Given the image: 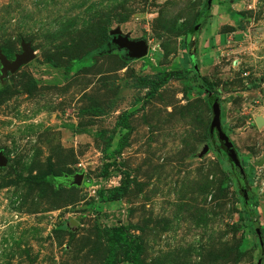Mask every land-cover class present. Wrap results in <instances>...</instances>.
I'll return each instance as SVG.
<instances>
[{
  "label": "rangeland",
  "instance_id": "rangeland-1",
  "mask_svg": "<svg viewBox=\"0 0 264 264\" xmlns=\"http://www.w3.org/2000/svg\"><path fill=\"white\" fill-rule=\"evenodd\" d=\"M207 1L0 0V57L34 51L5 75L0 59V264H258L264 246L210 126L216 101L254 169L264 242V0H213L191 35ZM115 32L148 55L113 47ZM191 56L211 95L188 73L150 96Z\"/></svg>",
  "mask_w": 264,
  "mask_h": 264
},
{
  "label": "water",
  "instance_id": "water-1",
  "mask_svg": "<svg viewBox=\"0 0 264 264\" xmlns=\"http://www.w3.org/2000/svg\"><path fill=\"white\" fill-rule=\"evenodd\" d=\"M209 7L211 8L213 5V0H208ZM111 43L117 46L120 50H126L128 57L132 59H142L145 58L149 53V45L148 43L143 40H133L130 39L128 35H122L120 32H115L112 36ZM4 69L3 74H7L10 72L17 71L20 67L24 64L30 62L34 59V51L30 47V45H24V53L18 55L16 60L10 62L5 57H0ZM199 71V68H196ZM211 95V93L209 94ZM212 111H213V120L210 126L211 133L214 134L215 130L218 132V140L223 143L225 147L226 154L230 160V162L239 170V174L245 179L246 172L242 164V160L240 159L237 151L234 149V145L230 142L227 135L223 132L221 127V117H222V107L219 102L214 101L212 104ZM209 149V145L207 144L202 152L205 153ZM8 158L4 154L3 151H0V167H6L8 165ZM244 192V199L248 202V191L243 189ZM256 232L260 240V245L263 248L264 242L262 240V233L260 227H256ZM264 262V253L262 251L260 258L258 260V264H263Z\"/></svg>",
  "mask_w": 264,
  "mask_h": 264
},
{
  "label": "trees",
  "instance_id": "trees-1",
  "mask_svg": "<svg viewBox=\"0 0 264 264\" xmlns=\"http://www.w3.org/2000/svg\"><path fill=\"white\" fill-rule=\"evenodd\" d=\"M212 16L211 13V8L209 7L208 1L205 3L203 10L198 14L194 26L192 28V31L190 32V34L192 35L193 33H197L200 29V27L206 25L208 19ZM242 38V36L240 38H237L238 40H240ZM187 46L184 45L183 49L185 50V47ZM113 47H116L115 45H113ZM188 48V46H187ZM183 50V51H184ZM189 50V49H188ZM192 57V56H191ZM196 68H199V65L197 64V60L192 57V64L187 65V66H183V69L178 70V71H169V72H161L158 73L155 77V79L151 82V88L149 91L150 96L155 95L162 86H164L165 84H167L170 79L175 78V77H182L185 76L188 73H193V79L197 82V89L199 91V93L204 94V96H209L210 93H212V86L211 83L207 81V79L201 75V73L199 71H197ZM218 143H220V146H222L221 151H219V153H217L218 157H221V153H225V147L223 145L222 142H220L218 140ZM247 164V163H246ZM249 165V163H248ZM250 166V165H249ZM251 167V166H250ZM230 171L232 170V172H235L238 174V180H237V187L238 190L240 191V193L242 194V199H241V203L243 205V211L242 213H240V220L242 222L248 223L251 227H260L259 226V212L257 210V205L255 203L252 202V199H248V202L245 201L244 199V192L243 189H246L247 191H249V182L253 181L255 178V172L254 169L252 168L249 171H246V178L244 179L238 172V169L232 164L231 166L227 167ZM121 191V189H119ZM120 191L118 193H116L111 200L112 201H116L119 200L121 198V193ZM249 196V194H248ZM114 231L116 229H113Z\"/></svg>",
  "mask_w": 264,
  "mask_h": 264
},
{
  "label": "crops",
  "instance_id": "crops-1",
  "mask_svg": "<svg viewBox=\"0 0 264 264\" xmlns=\"http://www.w3.org/2000/svg\"><path fill=\"white\" fill-rule=\"evenodd\" d=\"M220 35H225V37H226V42H229L230 41V39H237L238 38V32L237 31H235V32H233V34H231V35H229V34H224V33H219V34H215V35H213V37L214 36H216L217 38L220 36ZM229 35V36H228ZM209 39V38H208ZM208 39H207V37H206V39H205V44H206V42L208 41ZM211 39V38H210ZM209 42V41H208ZM207 42V43H208ZM219 44V43H218Z\"/></svg>",
  "mask_w": 264,
  "mask_h": 264
}]
</instances>
